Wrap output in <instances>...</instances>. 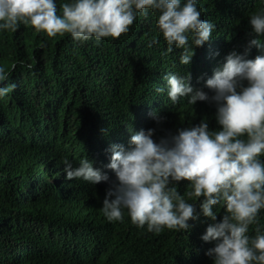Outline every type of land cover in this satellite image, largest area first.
<instances>
[{"label": "trees", "instance_id": "1", "mask_svg": "<svg viewBox=\"0 0 264 264\" xmlns=\"http://www.w3.org/2000/svg\"><path fill=\"white\" fill-rule=\"evenodd\" d=\"M64 2L57 0L58 11ZM199 6L217 27L202 47L206 58L197 47L188 66L180 63L181 50L168 52L151 10L128 32L100 42L48 37L23 24L0 32V66L16 85L0 99V264H213L206 251L215 241L201 239L212 223L200 208L203 198L195 202L198 218L189 220L190 229L150 232L134 225L126 210L123 222L108 221L101 211L108 183L69 180L62 163L68 157L77 167L87 156L112 178L109 148L127 147L132 131L155 128L158 142L203 119L210 130L221 127L214 103L173 105L157 89L169 73L186 71L191 84L203 88L230 52L248 49V14L264 0H199ZM258 54L253 46L247 58ZM154 111L165 117L159 125ZM189 183L176 182L178 191ZM223 215L220 207L218 222ZM257 227L264 229V209L249 234Z\"/></svg>", "mask_w": 264, "mask_h": 264}, {"label": "clouds", "instance_id": "2", "mask_svg": "<svg viewBox=\"0 0 264 264\" xmlns=\"http://www.w3.org/2000/svg\"><path fill=\"white\" fill-rule=\"evenodd\" d=\"M0 0V32L32 26L48 37L70 34L86 42L118 38L130 30L140 15L157 13L156 25L168 45L177 49L180 63L190 65L195 50L213 38L217 25L202 18L199 0ZM250 40L245 53L233 50L221 67L207 78L203 88L191 84V73L172 72L166 85L157 89L173 105L182 100L193 106L207 101L216 106L221 127L210 130L206 119L199 124L169 132L157 142L155 128L132 131L128 146L112 144V178L94 166L87 156L74 167L64 157L66 178L95 185L107 182L101 211L110 222H123L125 210L139 228L160 233L164 228L186 231L189 220L198 218L195 202L210 223L201 239L215 241L206 251L213 264H264V229L249 234L264 209V7L248 14ZM153 43H159L153 40ZM42 41L40 47H45ZM259 50L247 58L252 47ZM218 54V53H217ZM14 66V65H13ZM9 73L0 66V99L16 88L7 83ZM205 88L207 91H205ZM157 125L165 117L152 113ZM187 180L181 194L176 182ZM220 207L224 208L218 222ZM215 209V210H214Z\"/></svg>", "mask_w": 264, "mask_h": 264}]
</instances>
